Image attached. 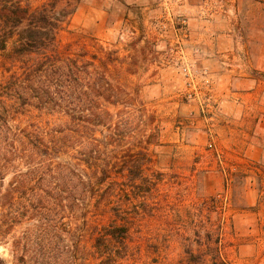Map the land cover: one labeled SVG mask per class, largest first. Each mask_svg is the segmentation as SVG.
I'll return each mask as SVG.
<instances>
[{"label":"rangeland","instance_id":"obj_1","mask_svg":"<svg viewBox=\"0 0 264 264\" xmlns=\"http://www.w3.org/2000/svg\"><path fill=\"white\" fill-rule=\"evenodd\" d=\"M74 4L63 40L88 34L132 56L127 78L146 109L135 122L154 132L151 168L162 172L117 264H264V0L59 6ZM2 176L0 197L13 172ZM27 225L0 241L7 264L12 236Z\"/></svg>","mask_w":264,"mask_h":264},{"label":"trees","instance_id":"obj_2","mask_svg":"<svg viewBox=\"0 0 264 264\" xmlns=\"http://www.w3.org/2000/svg\"><path fill=\"white\" fill-rule=\"evenodd\" d=\"M62 1L77 2L0 0L1 178L13 172L0 241L27 223L11 238L12 264H117L155 205V134L135 122L146 109L127 78L132 56L88 34L63 40L75 4Z\"/></svg>","mask_w":264,"mask_h":264}]
</instances>
